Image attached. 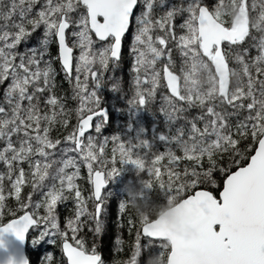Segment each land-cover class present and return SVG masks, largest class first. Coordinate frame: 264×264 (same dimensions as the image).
I'll return each mask as SVG.
<instances>
[{
  "label": "snow or ice",
  "instance_id": "snow-or-ice-1",
  "mask_svg": "<svg viewBox=\"0 0 264 264\" xmlns=\"http://www.w3.org/2000/svg\"><path fill=\"white\" fill-rule=\"evenodd\" d=\"M141 4L136 15L134 10ZM226 5L235 13L227 20ZM133 18L130 52L135 91L128 105L130 110L144 108L162 75L171 93L170 98L165 97L171 111L162 109L169 131L155 140L166 150L152 152L150 141L112 136L109 160L105 151L109 138H100L107 114L100 107L99 90L106 83L105 75L120 65L122 42ZM177 20L181 22L177 24ZM41 28L38 46L20 51L21 43ZM53 38L65 78L73 85L72 99L79 102L77 123L63 141L50 137L56 125L69 127L63 97L53 91L55 70L45 59ZM251 48L257 52L254 57ZM174 51L181 60L183 90L181 77L174 72ZM230 57L238 68L229 67ZM204 69L213 74L207 92L194 79ZM107 80L112 91L121 92L118 77L110 75ZM6 82L0 101V141L4 142L0 164L5 168L0 171V217L8 197L15 198L21 214L11 210L12 219L0 224V248L6 247L5 234L23 242L34 227L39 232L37 239L62 238L68 264H104L96 247L89 250L77 233L90 221L94 234H100L103 189L124 171L117 168L119 163L146 169L157 179L164 169L168 191L175 185L184 192L186 204L204 212L208 217L204 242L213 258L203 264H264V0H219L214 10L204 0L171 4L168 0H44L43 4L41 0H0V85ZM197 108V115H186ZM97 117L102 118L95 123L97 135H86ZM180 120L184 123L173 132ZM241 142L248 145L243 155ZM138 150L148 151L141 155ZM225 156L232 157L235 171L222 166ZM164 160L167 164L162 165ZM241 160L246 163L241 165ZM81 166L87 169L88 196L77 183L83 179ZM215 171L226 175L218 197L207 190L188 194L201 183L217 186ZM29 184L32 191L25 201L21 193ZM68 200L74 203V213L66 218V230L61 231L57 208ZM119 208L123 212L126 205ZM69 232L74 244L68 241ZM142 234L168 240L152 235L147 224ZM140 236L138 231L135 247L141 249ZM41 264H54L53 257L46 255ZM175 264L194 262L179 259Z\"/></svg>",
  "mask_w": 264,
  "mask_h": 264
},
{
  "label": "trees",
  "instance_id": "trees-1",
  "mask_svg": "<svg viewBox=\"0 0 264 264\" xmlns=\"http://www.w3.org/2000/svg\"><path fill=\"white\" fill-rule=\"evenodd\" d=\"M44 0H41L43 4ZM171 3H179V0H170ZM227 3V0H225ZM204 3L208 5L210 10H214L215 6L219 3V0H204ZM35 10H39V5ZM225 10L228 11L229 16L225 19H231L235 14L230 6L226 5ZM157 11H161L157 9ZM137 12V11H136ZM139 15V12L137 13ZM181 21L177 20V24ZM43 29L37 30L31 38L25 43L22 42L19 46V50L23 51L25 48L38 46L39 40L42 37ZM251 41L246 43L244 47H248ZM227 48V46H225ZM257 52L254 48L250 49V56L254 57ZM46 60H50L53 69L55 70V85L54 94L58 97H63V103L66 110L69 112V127L65 129L60 125H56L50 132V137L55 139H61L68 135L77 123L76 108L79 107L78 100L72 99V87L73 85L65 78L64 73L60 69L56 59L55 42L48 46V55ZM181 65V61L179 62ZM178 65V66H179ZM132 64L127 62L109 71L105 75L104 87L99 90L100 107L107 111L108 119L106 123L101 127L100 138L108 137L109 144L106 148L107 158L110 160L112 155L111 142L112 136H118L122 140L144 139L152 142V152H163L165 146L155 140L158 134L168 133V128L165 125V116L162 109L168 108L165 97H171L165 87L162 75L160 85L157 87L153 98L142 109L130 110L128 101L134 95L133 76L134 73L131 69ZM177 66V67H178ZM158 68H162V64L157 65ZM177 67L174 69L175 74H179ZM229 67L238 68L234 60L229 58ZM180 72V70H179ZM75 75L73 71V76ZM113 75L118 77L121 81V92H114L110 89L111 82L107 80V77ZM212 73L209 69H204L195 74L194 79L198 82V86L207 92L212 87ZM235 77L232 78L233 86L235 85ZM182 84V82H180ZM7 86V82L4 85H0V101L3 99V89ZM182 90H183V85ZM137 111L139 117L142 119V125L136 126L132 121V113ZM199 109H192L186 115L194 116L199 113ZM137 115V116H138ZM98 119V118H97ZM102 118H99V120ZM96 120V119H95ZM184 121H177L173 125V132L176 127L183 124ZM202 126V125H201ZM95 122H93V128L88 135H97L95 133ZM4 145L3 141H0V148ZM247 143L241 142L239 145L241 153L246 154ZM175 149V145H173ZM143 155L148 150H138ZM177 154L181 153L177 150ZM69 155H75V153H69ZM151 155L147 161L151 162ZM235 159L239 160L237 156ZM119 160V153H117V161ZM246 161L241 160V165ZM161 164H167V160L161 161ZM205 167H207V160L204 161ZM117 168L122 167L124 171L117 174L112 178L103 189L104 207L101 216V231L99 235L94 234L91 230L94 225L89 221L84 224L82 230L77 233L78 238L85 241V246L90 250L93 246L96 247L98 253L102 255L104 264H165L166 255L168 253V244L165 241H151L140 237L141 249L136 248L137 232L142 224L154 220L159 214L171 207L179 200L184 198V192L177 191L175 185H173L172 191H168V176L166 171L162 169V175L160 179H157L155 175H149L147 170L132 168L131 165H120L117 163ZM222 166L234 171L236 165L232 162V157L225 156ZM26 171H28L27 164L23 165ZM183 167V165H181ZM0 171H5V168L0 164ZM71 171V169H69ZM81 176L83 179L77 181V183L84 189V195L88 196L90 193V185L87 182V169L81 166ZM226 177L225 174L215 171L213 173V179L216 185L211 183H201L195 190H207L211 191L215 196L221 189L222 182ZM163 184V187L161 186ZM195 190H189L188 194H191ZM32 189L29 185H25L22 189V197L27 200L28 193ZM39 199V197H35ZM125 204L126 209L122 212L119 208L120 204ZM91 209V204L89 205ZM11 210H16L17 215L19 212V206L14 197H8L6 201V207L4 209L3 217H0V224H4L8 220L12 219ZM42 211V210H41ZM59 217L60 229L65 231L66 218L70 217L74 213V203L72 200H68L66 203L61 204L57 208ZM133 224L135 226H133ZM39 232L36 228H32L27 236L25 243V255L29 264H41V260L46 255L53 257L54 264H65L60 254L59 245L62 242V238L59 235L44 236L37 239ZM120 240V244H117V240ZM36 241V242H34ZM69 243H75L72 239L71 232L68 233ZM139 256V262L136 257Z\"/></svg>",
  "mask_w": 264,
  "mask_h": 264
},
{
  "label": "water",
  "instance_id": "water-1",
  "mask_svg": "<svg viewBox=\"0 0 264 264\" xmlns=\"http://www.w3.org/2000/svg\"><path fill=\"white\" fill-rule=\"evenodd\" d=\"M55 49L57 59L58 49L56 43ZM57 62L60 69L62 70L60 61L58 59ZM164 84L168 94L171 96V93L166 86V81H164ZM105 112L107 114L106 110ZM107 119L108 114L106 115V121ZM91 130L86 133V135H88ZM224 179H226V177ZM221 190L222 186L220 191ZM219 192L217 197L219 196ZM185 198L186 196L171 207L167 208L154 220L142 224L139 228V232H141L140 237L142 238L151 241H165L144 237L142 234V227L146 224L151 227L152 235L168 238V240L165 241L168 244V253L166 255L165 264H175V262L179 259L192 261L194 262V264H203L204 261L213 258L212 254L207 248V245L204 242V229L205 225L207 224L208 217L201 209L194 208L193 206L186 204ZM7 222H5L4 224H6ZM32 228L33 227H30V229L26 233V236ZM26 236L25 240L21 242L17 240L13 234H5L3 239L5 241L6 247L0 248V264H9L10 261L12 262V264H22V262L25 261L26 264H29L28 259L25 255ZM62 243L63 242H61V244L59 245L60 254L64 260V263L68 264L67 258L62 251ZM170 243L175 246L169 247Z\"/></svg>",
  "mask_w": 264,
  "mask_h": 264
},
{
  "label": "rangeland",
  "instance_id": "rangeland-1",
  "mask_svg": "<svg viewBox=\"0 0 264 264\" xmlns=\"http://www.w3.org/2000/svg\"><path fill=\"white\" fill-rule=\"evenodd\" d=\"M168 1H170V0H168ZM142 8H143V5L141 4L140 6H138L135 10H134V12H135V14L137 15V13L139 12L140 13V11L142 10ZM137 11V12H136ZM135 32V19L133 18V23H132V28H131V30L126 34V36H125V38H124V40H123V42H122V51H121V62H120V65H122L123 64V61H124V63L125 62H127L128 64H132L133 63V56L131 55V52H130V49H131V44H132V39H133V33ZM178 34H179V29H178ZM76 54L78 55V51L76 52ZM173 59L176 61V67L179 65V62L181 61L180 60V57H179V54L178 53H176L175 51H174V54H173ZM119 65V66H120ZM160 65V64H159ZM180 66L181 65H179L178 67H177V70H178V73L179 74H177V75H179L180 77H181V80H180V82H182V84L181 85H183V73L180 71L179 72V70H180ZM175 67V68H176ZM138 112L137 111H134L133 113H132V116H131V118H132V121H133V123L136 125V126H141L142 125V119H141V117H139V115L137 114ZM138 115V116H137ZM100 118V117H99ZM99 118L97 119L96 118V120H94V122L96 123L97 121H99Z\"/></svg>",
  "mask_w": 264,
  "mask_h": 264
}]
</instances>
